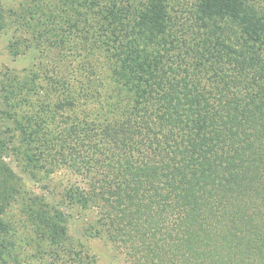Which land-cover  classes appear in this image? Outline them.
<instances>
[{
	"label": "trees",
	"instance_id": "trees-1",
	"mask_svg": "<svg viewBox=\"0 0 264 264\" xmlns=\"http://www.w3.org/2000/svg\"><path fill=\"white\" fill-rule=\"evenodd\" d=\"M30 2L43 60L1 87L0 238L14 156L72 173L84 237L123 264H264V0ZM46 214V264H92Z\"/></svg>",
	"mask_w": 264,
	"mask_h": 264
},
{
	"label": "rangeland",
	"instance_id": "rangeland-1",
	"mask_svg": "<svg viewBox=\"0 0 264 264\" xmlns=\"http://www.w3.org/2000/svg\"><path fill=\"white\" fill-rule=\"evenodd\" d=\"M30 4V0H0V93L2 86L10 85L11 75L32 76L36 63L43 60L29 51L33 30ZM6 162L14 176L10 184L16 191L2 214L6 230L0 238V264L48 262L50 237L42 215H47L50 206L68 212L70 235L84 243L92 264H123L107 242L84 237L85 223L92 222L93 217L78 206H68L64 198L65 190L77 180L72 173L63 169L45 176L31 173L25 161L14 156Z\"/></svg>",
	"mask_w": 264,
	"mask_h": 264
}]
</instances>
